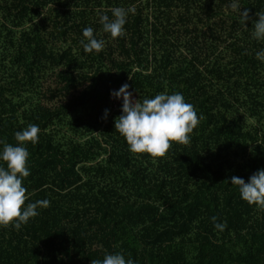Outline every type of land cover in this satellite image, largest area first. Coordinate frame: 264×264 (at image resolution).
I'll list each match as a JSON object with an SVG mask.
<instances>
[{
	"label": "trees",
	"instance_id": "16d2710c",
	"mask_svg": "<svg viewBox=\"0 0 264 264\" xmlns=\"http://www.w3.org/2000/svg\"><path fill=\"white\" fill-rule=\"evenodd\" d=\"M233 2L250 9L247 28ZM116 7L135 13L113 39L100 16ZM258 11L264 0H0V153L37 125L38 143L24 145L25 206L50 201L20 230L0 226V264L115 253L135 264H264V210L231 184L264 169ZM86 27L104 41L99 54L83 49ZM124 84L141 102L181 93L204 117L190 143L155 162L133 154L115 131L112 92Z\"/></svg>",
	"mask_w": 264,
	"mask_h": 264
},
{
	"label": "clouds",
	"instance_id": "9594fccd",
	"mask_svg": "<svg viewBox=\"0 0 264 264\" xmlns=\"http://www.w3.org/2000/svg\"><path fill=\"white\" fill-rule=\"evenodd\" d=\"M233 11L240 12L239 23L247 28L246 21L252 19L250 9L240 10L237 2L230 5ZM113 19L106 14L100 16L103 31L110 33L113 39L123 37L126 33L124 25L128 13H135V8L124 9L116 7L111 9ZM258 19L253 20L252 36L257 41H264V11L256 13ZM84 40L81 41L86 53L99 54L104 48V41L94 36L91 27L83 29ZM87 41V42H85ZM257 59L264 61V51L256 53ZM129 85L124 84L118 91H113L112 96L123 99L122 114L115 119V131L123 136L133 154L147 153L153 158L166 157L172 142L181 145L190 143V133L198 126V118L194 106L185 101L184 96L177 92L173 94L161 93L151 99L133 100V95L128 91ZM108 110H105V119ZM40 129L35 124L28 125L23 131L15 132L14 136L19 146L4 143L0 160L6 167L0 166V226L14 227L20 230L30 218L39 215L38 207L47 208L50 201L38 200L25 206L26 188L22 181L30 175L27 167L29 152L24 146L27 142L33 145L38 143ZM231 184L238 187L241 198L250 205H255L264 210V169L253 173L246 182L238 176L231 177ZM215 229L224 231L226 222H217L218 217L213 216ZM91 264H135L133 259H125L121 253L108 254L101 261L92 260Z\"/></svg>",
	"mask_w": 264,
	"mask_h": 264
},
{
	"label": "rangeland",
	"instance_id": "374dc122",
	"mask_svg": "<svg viewBox=\"0 0 264 264\" xmlns=\"http://www.w3.org/2000/svg\"><path fill=\"white\" fill-rule=\"evenodd\" d=\"M133 100L135 101V100H137L136 98H134V96H133ZM117 103H122L123 104V99H122V97L121 98H117V101H116Z\"/></svg>",
	"mask_w": 264,
	"mask_h": 264
}]
</instances>
